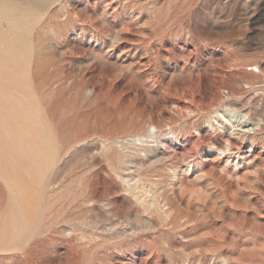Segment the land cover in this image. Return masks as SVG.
<instances>
[{
	"label": "rangeland",
	"instance_id": "374dc122",
	"mask_svg": "<svg viewBox=\"0 0 264 264\" xmlns=\"http://www.w3.org/2000/svg\"><path fill=\"white\" fill-rule=\"evenodd\" d=\"M0 264H264V0H0Z\"/></svg>",
	"mask_w": 264,
	"mask_h": 264
},
{
	"label": "bare ground",
	"instance_id": "6f19581e",
	"mask_svg": "<svg viewBox=\"0 0 264 264\" xmlns=\"http://www.w3.org/2000/svg\"><path fill=\"white\" fill-rule=\"evenodd\" d=\"M112 226V225H111ZM105 227V226H104ZM108 230H110V229H108Z\"/></svg>",
	"mask_w": 264,
	"mask_h": 264
}]
</instances>
